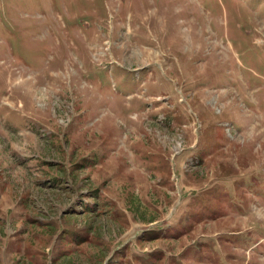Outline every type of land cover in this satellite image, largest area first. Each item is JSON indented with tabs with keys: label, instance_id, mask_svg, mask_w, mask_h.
I'll use <instances>...</instances> for the list:
<instances>
[{
	"label": "rangeland",
	"instance_id": "374dc122",
	"mask_svg": "<svg viewBox=\"0 0 264 264\" xmlns=\"http://www.w3.org/2000/svg\"><path fill=\"white\" fill-rule=\"evenodd\" d=\"M0 264H264V0H0Z\"/></svg>",
	"mask_w": 264,
	"mask_h": 264
}]
</instances>
